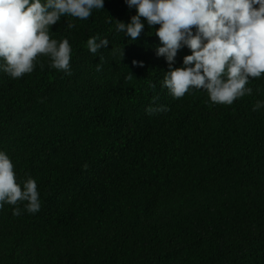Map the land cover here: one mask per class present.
<instances>
[{
	"label": "trees",
	"instance_id": "16d2710c",
	"mask_svg": "<svg viewBox=\"0 0 264 264\" xmlns=\"http://www.w3.org/2000/svg\"><path fill=\"white\" fill-rule=\"evenodd\" d=\"M133 15L105 0L53 25L70 75L47 56L21 78L0 72V150L41 204L0 209V264H264V75L232 105L203 90L174 98L159 25L142 18L135 41L116 31ZM92 36L109 45L90 53Z\"/></svg>",
	"mask_w": 264,
	"mask_h": 264
},
{
	"label": "clouds",
	"instance_id": "9594fccd",
	"mask_svg": "<svg viewBox=\"0 0 264 264\" xmlns=\"http://www.w3.org/2000/svg\"><path fill=\"white\" fill-rule=\"evenodd\" d=\"M135 9L129 23L116 22V31L135 41L145 28L159 25L155 36L157 57L169 65L164 84L174 98L191 90L207 92L210 102L232 105L251 95L250 79L264 75V0H124ZM105 0H0V72L18 79L34 71L38 57L47 56L51 67L70 72L72 47L68 39L57 41L50 29L64 16L87 20L93 9H103ZM144 18V21H142ZM110 20H113L110 17ZM68 28L75 25L66 22ZM99 41V42H98ZM108 39L89 37L87 47L96 54ZM191 54L174 68L178 51ZM133 65L138 62L133 60ZM143 67V63L139 62ZM264 108L257 101L253 111ZM27 202L30 213L40 210L37 183L29 177L17 183L14 165L0 150V209L5 204ZM13 215H21L15 207Z\"/></svg>",
	"mask_w": 264,
	"mask_h": 264
}]
</instances>
